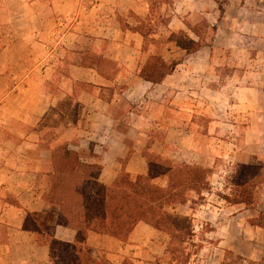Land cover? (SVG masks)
I'll return each instance as SVG.
<instances>
[{
    "label": "crops",
    "instance_id": "0c3cea01",
    "mask_svg": "<svg viewBox=\"0 0 264 264\" xmlns=\"http://www.w3.org/2000/svg\"><path fill=\"white\" fill-rule=\"evenodd\" d=\"M130 2L10 0L9 20L0 25V123L11 125L5 138L10 145L0 143V264H52L48 245L40 243L33 230L39 227L47 234L43 217L48 209L44 191L49 153L42 149L40 137L32 141V133H17L16 125L37 132L54 109L58 115H66L63 111L68 114L78 107L76 121H69L77 133L63 138L75 141L77 145L71 148L81 155L90 156L93 148L94 158L102 165L100 181L105 185L113 184L122 171L147 175L148 147L174 163L182 160L203 165L207 155L196 147L198 141L211 137L218 148L224 138L237 140L235 134L240 135L236 123L226 133L221 114L225 106L238 109L236 122L246 121L239 145L230 143L236 147L233 153L218 150L219 156L231 155L245 164L264 159L257 155V151L264 152V98L257 95L264 94V87L234 85L226 100L224 82L220 81L226 69L213 66L214 60H222L225 48L242 43L264 54L258 46L264 45V0H229L221 19L215 14V22L208 19L214 30L212 41L188 53L168 37L162 54L156 50L164 43L154 32L145 35L138 29L141 11L137 0L135 6ZM102 11L114 12L125 24L101 17ZM175 22L177 28L172 27ZM168 27L171 33L185 31L200 40L179 16L172 18ZM157 58L167 65L174 62L176 67L154 83L145 80L142 72ZM84 59L93 65H80ZM241 72L230 69V82L235 83ZM259 73L264 75L258 69L243 71ZM75 83L91 87L82 89ZM202 118L207 122L205 131L194 121ZM89 156L84 159L91 161ZM202 207V213L210 210L214 218L226 209L212 206L214 212L211 204ZM258 208L264 212V201ZM241 210L237 212L244 214ZM49 224L54 238L75 241V230ZM171 244L167 231L146 222H139L126 242L94 232L88 235V245L107 253L112 264H176L175 260L164 262Z\"/></svg>",
    "mask_w": 264,
    "mask_h": 264
},
{
    "label": "rangeland",
    "instance_id": "374dc122",
    "mask_svg": "<svg viewBox=\"0 0 264 264\" xmlns=\"http://www.w3.org/2000/svg\"><path fill=\"white\" fill-rule=\"evenodd\" d=\"M131 4L135 6V0H132ZM9 5L10 0H0V8H2L0 9V25L9 20ZM136 6L141 11L140 16L137 17L139 20L138 29L145 35L154 32L160 37L158 41L164 43L156 50L157 54L165 52V43L172 34L171 28L168 27L172 18L179 16L197 28L205 43H209L214 37V30L210 27L208 19L215 22L214 14L220 19L222 18L218 7L214 8V4L210 0H137ZM129 13L131 15L133 12L130 10ZM104 16L120 20L123 25L125 24L121 20L122 18L114 12L110 14V12L102 11L101 17ZM177 25L178 23L175 22L172 27L177 28ZM258 46L264 49L263 44ZM252 47L251 44L242 43L237 47L225 48L226 54L223 55V58L221 56L222 60H214V67L226 69L225 74L220 76V81L224 82L226 100H229V95L234 92V85L241 88L251 86L262 89L264 87L263 74H243V71L247 69H258V72H264V54H260L259 49L253 50ZM214 51L216 54L220 53L218 47ZM217 62L220 64L219 66H217ZM232 68H238L242 71L236 77L235 83L230 82L228 75ZM257 95L260 99L264 98L262 93H257ZM246 96L244 95V97ZM237 113L238 109H230L227 106L221 111L222 118L227 124L226 133L231 131L232 123L240 126L237 129L240 135L235 134L237 140L232 139V137L224 138V144H219L222 146H218V148H215L217 142L211 137H203L201 141L196 143V147L206 151L207 158L203 160V165L191 164L182 160L174 163L170 159L162 158L161 166L173 164L184 168L190 172V178L194 181L190 186L191 188L189 187L187 190L177 189L173 191L177 196L172 197V203L160 208L161 216L164 219V228L167 229L172 241L170 254L164 259L166 263L175 260L176 264H264V228L263 230L260 228L264 227V212L258 208L259 203L264 201V159L258 158L251 164H245L240 160L232 159L231 155L228 158L223 155L219 156V151L224 149L228 153H233L232 149L236 147L230 143L233 142L237 145L240 143L243 121L246 120L242 119L236 122ZM67 115L70 113L58 115L51 112L49 119L38 128L37 132H32L25 125L17 124V133L31 132L32 141L37 140L46 127H53L61 134L65 133L67 137L76 135V127L72 123L65 125L70 121V117ZM56 121L61 122V127L56 125L58 122L54 125ZM194 121L201 126L199 130L205 131L207 125L205 118L194 119ZM10 127L9 122L0 123V143L4 142L10 145L5 139ZM39 144L41 145V142ZM257 152L260 153L257 154L258 157H264V152ZM146 153H152L149 147ZM83 156H89V153ZM214 157L217 159L213 165ZM89 158L91 161L99 162V159L91 157V155ZM212 165L213 168H211ZM159 168L161 169L152 170L151 175L156 177L155 185L165 190L172 183L163 173L166 167ZM130 175L133 178L136 177V175ZM178 180L175 181V187L181 183ZM206 204H211V210L214 212L216 209L214 210L212 206L221 205L226 209L219 218L218 216L214 218L210 210L202 213L205 210L202 205ZM241 208V211L245 212L244 214L237 212ZM187 213L189 215H186ZM194 214L196 216H193ZM52 228V226L47 228L48 234L51 233ZM105 254L110 260V256Z\"/></svg>",
    "mask_w": 264,
    "mask_h": 264
},
{
    "label": "trees",
    "instance_id": "16d2710c",
    "mask_svg": "<svg viewBox=\"0 0 264 264\" xmlns=\"http://www.w3.org/2000/svg\"><path fill=\"white\" fill-rule=\"evenodd\" d=\"M213 1L217 3L223 17L229 0ZM185 24L200 40L192 39L185 31L173 32L170 40L174 41L179 49L193 53L203 46V37L197 28L187 22ZM78 63L82 66L93 65V61L89 63L85 59ZM175 67L176 63L167 65L161 58H157L150 67L144 69L142 77L158 83ZM74 85L82 89L91 87L84 83ZM77 109L78 107H75L69 112L72 117L70 120L76 121ZM59 114L64 115L61 112ZM57 122H54V125ZM56 125L61 127V122ZM64 135L65 133L61 134L53 127H46L40 133L39 139L42 149L49 153L46 160L49 172L46 174L47 186L44 191L48 209L45 211L43 224L48 228L51 225L47 223L51 222L76 231L75 241L68 243L43 233L39 227H34L38 241L48 245L50 249L52 264H112L102 250L88 245L90 232L109 235L126 242L139 222H146L167 231L160 208L172 203V197L177 196L173 191L187 190L193 184L189 171L177 165L163 164L166 167L163 173L172 183L164 190L155 185L156 177L151 175L152 170L163 167L160 165L162 157L145 153L149 163L147 175H136L133 178L123 171L113 184L105 185L100 181L101 163L86 161L79 151L71 148V145H77L75 141L63 138ZM91 150V157H96L93 148ZM177 180L181 183L175 187Z\"/></svg>",
    "mask_w": 264,
    "mask_h": 264
}]
</instances>
